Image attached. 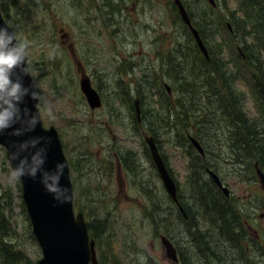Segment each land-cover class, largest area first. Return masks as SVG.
Here are the masks:
<instances>
[{
	"label": "rangeland",
	"instance_id": "rangeland-1",
	"mask_svg": "<svg viewBox=\"0 0 264 264\" xmlns=\"http://www.w3.org/2000/svg\"><path fill=\"white\" fill-rule=\"evenodd\" d=\"M228 3V12L236 10L237 16L242 17L236 0ZM208 6L207 0H194L190 12L196 14ZM7 8L10 26L19 38L30 41L28 59L39 91L42 122L46 128L52 125L58 131L69 162L74 209L83 213L86 222L92 221L98 264H173L167 260L160 235H166L179 250L193 243L195 237L187 234L179 213L175 215V205L151 160L143 138L149 122L145 121L147 126L138 132L134 130L135 112L134 108L130 110V96H134L137 82L143 81L147 92L154 93L151 101H157L159 85L155 78L167 66L166 58L172 56L178 62L187 59L185 55L194 42L183 29L181 18L175 17L169 0H9ZM209 27L214 26L210 23ZM260 51L264 60V49ZM223 52L230 63L229 49L225 47ZM119 59L130 60L133 76H141L140 80L130 84V73L119 74ZM241 69L247 77L248 70L243 66ZM82 76L90 77L97 89L102 99L100 107L89 108L79 87ZM241 79L236 82L245 94L241 108L254 117L258 111L246 80ZM138 102L142 111L144 105ZM202 106L206 107L197 103L193 112L197 115ZM49 110L52 119L45 116ZM177 124L163 123L161 139L156 143L181 190L183 205V182L190 159L193 165L198 152L187 137L176 138L187 132ZM209 134L202 137V144L194 136L204 148L202 165L219 175L230 191L232 204L244 210L247 221L264 237V217H259L264 216V189L255 169L231 160L223 123ZM257 147L261 150L264 142H257ZM113 152L122 165L124 160L129 162L128 168L122 166L121 179L110 168L115 162ZM130 160L135 164L133 171ZM208 170L202 178L209 182ZM9 171V162L0 147V201L9 202L10 207L6 210L10 227L4 240L16 250L18 263L24 254L30 264H36L41 249L21 206L20 183L8 179ZM154 202L156 214L152 212ZM159 217L174 219V233L168 236L162 225L155 228L153 222Z\"/></svg>",
	"mask_w": 264,
	"mask_h": 264
},
{
	"label": "trees",
	"instance_id": "trees-1",
	"mask_svg": "<svg viewBox=\"0 0 264 264\" xmlns=\"http://www.w3.org/2000/svg\"><path fill=\"white\" fill-rule=\"evenodd\" d=\"M8 1L0 0V9L5 13L7 21ZM181 1L204 41L208 59L200 52L194 40L193 47L186 53L187 59L184 61L178 62L172 56H164L163 59L166 58L168 64L161 69L162 75L157 73L158 77L155 78L159 85V96L155 102L151 101L154 93L147 92L148 86L144 85L143 81L137 82L135 94L130 96V110L134 108V98H138L144 108L140 112V122L136 117L133 118L135 132L147 126L145 121H148L150 127L147 126L146 134L152 136L156 142L161 139L163 123L173 122L187 131L181 138L176 137L178 140L187 137L191 132L190 134L201 143L202 137H207L210 130L220 127L223 123L226 128L225 139L227 144H230L228 146L232 153L231 160L236 163L243 162L251 167L254 161H259L264 166V147L261 150L257 147V142H264V60L260 51L264 49V0H236L242 17L237 16L236 10L228 12V0H215L214 6L209 4L206 10L196 14L190 12L194 0ZM169 2L178 19L180 16L176 5L173 0ZM123 4L121 1L120 6ZM210 23L214 26L212 29L209 27ZM181 25L193 39L188 27L182 22ZM225 47L230 51V63L224 56ZM241 66L248 70L247 77L244 76ZM117 72L124 75L130 73V80L133 77L130 84L141 78L133 76L134 66L128 59H119ZM241 77L246 80L244 82L258 111L254 117L241 108L242 96L245 94L236 87V82ZM163 83L171 87L170 95L167 94ZM196 102L206 105L200 108L197 115L193 112ZM208 146L212 147L210 143ZM203 161L199 154L193 165L190 159L183 182V195L186 198L183 206L187 217L180 216L181 223L187 234L195 237V240L191 243L189 254L182 253V264H240V259L244 256L239 254L245 252L243 244L249 237L244 222L249 217L243 209L232 204V199L224 196L210 178L209 182L202 178L207 166L202 165ZM134 167L135 164L130 160L132 171ZM21 206L25 213L22 200ZM152 207L153 214L158 213L155 202ZM6 210H10L9 202L0 201V264H30L24 254L18 263L16 250L11 249L12 244L4 240L10 227ZM153 223L155 228L162 225L164 233L168 236L174 233V219L159 217ZM86 224L89 236L96 239L92 221H87ZM101 232L102 229L98 234Z\"/></svg>",
	"mask_w": 264,
	"mask_h": 264
},
{
	"label": "water",
	"instance_id": "water-1",
	"mask_svg": "<svg viewBox=\"0 0 264 264\" xmlns=\"http://www.w3.org/2000/svg\"><path fill=\"white\" fill-rule=\"evenodd\" d=\"M207 1L210 5H215V0ZM173 2L176 5L182 22L191 32L198 49L205 56V58L208 59L207 48L204 44V41L201 38L198 30L192 24L191 18L184 4L181 0H173ZM0 27H7L1 13ZM8 31L11 32L10 28H8ZM24 67H27V65L22 64L20 67L15 68L11 75V79L13 81L19 79L22 86L28 88L30 93H36V91L31 88L32 80L30 74L21 71V68ZM79 84L89 108L96 109L100 107V95L98 94L97 90L92 87L90 78L87 76H82ZM164 86L168 94H170L171 90L169 85L165 84ZM36 101L37 99H33L30 95H26L24 97V102L20 104L19 107L21 110L27 108L30 113H36ZM134 107L136 117L140 121V107L138 99L134 101ZM19 126V124L13 125V127ZM43 129L46 128H43L41 124L38 123L34 131L25 133L22 136L10 135L12 128L5 130L3 134H0V146L4 147L5 156L8 162L9 153L14 151V143H19L20 141L30 137L45 136L50 138V143L47 144V157L44 168L53 170L55 165L61 162L65 165L64 174L61 177L60 184L69 190L70 199L64 202L57 201L50 193L45 191L43 185L39 181V173L37 174V179L35 180L25 176L21 178V181H19L22 191L21 197L31 222L32 233L41 249V257L37 260V264H98L94 248V241L88 235L83 214L81 212L75 214L73 210L70 171L63 153L62 144L58 133L53 126H50L48 129H46L47 131ZM144 138L150 149L152 159L158 168L167 193L173 200L176 201L179 210L186 217L184 209L180 203H178L176 198V186L167 172L153 137L145 136ZM188 139L198 150L199 154H203V148L199 141L191 135H188ZM39 146L40 145H38V147ZM32 151H34V149ZM21 155H28V153H22ZM15 163L16 161H12L13 166H15ZM254 167L259 183L264 189V172L258 167L257 163H254ZM208 175L217 185V187L220 188L226 196H228L229 189L223 185L219 176L210 170H208ZM160 242L165 248L166 257L176 262V250L171 241L166 236L161 235Z\"/></svg>",
	"mask_w": 264,
	"mask_h": 264
},
{
	"label": "clouds",
	"instance_id": "clouds-1",
	"mask_svg": "<svg viewBox=\"0 0 264 264\" xmlns=\"http://www.w3.org/2000/svg\"><path fill=\"white\" fill-rule=\"evenodd\" d=\"M8 28L10 25L0 27V134L12 128L10 135L22 136L34 131L36 125L41 124L42 117L39 110L36 113H30L27 108L21 110L19 105L24 102L26 95L38 100L40 97L35 92L30 93L28 88L22 86L19 79L15 81L11 79L13 70L22 64L27 65L21 68L22 72L31 75L32 73L29 70L28 61L30 41L26 38H19L14 31L9 32ZM45 116L50 119L54 118L51 110L47 111ZM16 124L20 126L13 127ZM48 143H50V138L45 136L30 137L14 143V151L9 153L8 179L16 182L27 176L35 180L39 173V181L45 191L57 201L64 202L70 199L69 190L60 184L65 165L61 162L57 163L53 170L44 168ZM22 153H28V155H21ZM12 161H16L15 166Z\"/></svg>",
	"mask_w": 264,
	"mask_h": 264
},
{
	"label": "flooded vegetation",
	"instance_id": "flooded-vegetation-1",
	"mask_svg": "<svg viewBox=\"0 0 264 264\" xmlns=\"http://www.w3.org/2000/svg\"><path fill=\"white\" fill-rule=\"evenodd\" d=\"M158 150L160 152V155L161 154L165 155L163 153V151L161 150V148H159V146H158ZM148 151H149V149H148ZM112 154L114 155L115 162L113 164H110L111 171H112V173L115 171L113 175L116 176L117 178L121 179V177H122V172L121 171H122V168H123L122 166H124V169L128 168L129 167V162L127 160H124L123 161V165H122L120 163V158L117 156V154L115 152H113ZM122 154H125V152H123ZM162 155H161V158H162V160H163V162H164V164H165V166L167 168V171H168L169 175L173 179L174 178L173 172L169 169V165L165 162V160L162 157ZM150 157H151V155H150ZM151 160H152V158H151ZM207 168L208 167H206V169ZM156 169H157V167H156ZM160 179H161V177H160ZM161 181H162V179H161ZM175 185H176V183H175ZM176 189H177V191H176L177 201L179 203H181V190H179L177 188V186H176ZM165 191H166V189H165ZM168 197H169L170 201L175 205V210L177 211L175 213V215H177L179 213L178 216L179 217L182 216V214L178 210L176 201L173 200L169 195H168ZM244 225L246 227V232H247L249 237L246 238L247 240L243 244V249H245V252H242V253L239 254V255L244 256V258L240 259V264H264V237H261L259 235L258 230L256 229V227L252 223L246 221V222H244ZM172 244L175 247V249L177 251V254H178V261L176 263H173V264H182V256L181 255H182L183 252L189 254V252L191 251V248H192L191 247V243L186 245L185 249L183 247L180 250L177 248V246L173 242H172ZM171 263H172V261H171Z\"/></svg>",
	"mask_w": 264,
	"mask_h": 264
},
{
	"label": "bare ground",
	"instance_id": "bare-ground-1",
	"mask_svg": "<svg viewBox=\"0 0 264 264\" xmlns=\"http://www.w3.org/2000/svg\"><path fill=\"white\" fill-rule=\"evenodd\" d=\"M244 156V155H243Z\"/></svg>",
	"mask_w": 264,
	"mask_h": 264
}]
</instances>
